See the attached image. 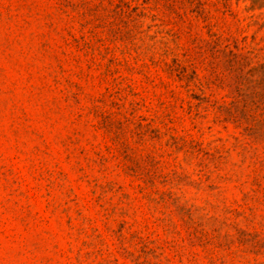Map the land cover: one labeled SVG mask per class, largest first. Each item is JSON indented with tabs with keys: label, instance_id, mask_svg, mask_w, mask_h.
I'll list each match as a JSON object with an SVG mask.
<instances>
[{
	"label": "rangeland",
	"instance_id": "rangeland-1",
	"mask_svg": "<svg viewBox=\"0 0 264 264\" xmlns=\"http://www.w3.org/2000/svg\"><path fill=\"white\" fill-rule=\"evenodd\" d=\"M0 264H264V0H0Z\"/></svg>",
	"mask_w": 264,
	"mask_h": 264
}]
</instances>
